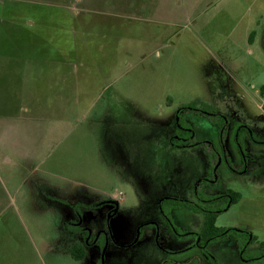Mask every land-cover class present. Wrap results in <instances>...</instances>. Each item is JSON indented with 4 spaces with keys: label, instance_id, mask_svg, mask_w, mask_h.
<instances>
[{
    "label": "rangeland",
    "instance_id": "obj_1",
    "mask_svg": "<svg viewBox=\"0 0 264 264\" xmlns=\"http://www.w3.org/2000/svg\"><path fill=\"white\" fill-rule=\"evenodd\" d=\"M262 85L264 0H0V264H264Z\"/></svg>",
    "mask_w": 264,
    "mask_h": 264
},
{
    "label": "trees",
    "instance_id": "obj_2",
    "mask_svg": "<svg viewBox=\"0 0 264 264\" xmlns=\"http://www.w3.org/2000/svg\"><path fill=\"white\" fill-rule=\"evenodd\" d=\"M259 92L262 96H264V85H262L259 88ZM246 127H240L239 131H245L246 132ZM170 144L174 147L177 148H189L192 147L193 143L191 142V132H190V136L187 139H179L175 138V136L170 138ZM240 151H242V149L239 147ZM229 198V202L230 204L236 203V201H238L239 199V194L236 192H231L230 194H225L223 196H220L217 199H222V198ZM174 202H177L178 204L180 203L182 206L184 207H190L196 211H200L204 214L205 220H204V225H203V231H202V235L200 236L201 240H215V239H221V238H225L228 233L230 232H234V233H240V234H247L244 231L241 230H233V229H217L214 226L215 223V218H216V212H211V211H207L205 209H202L200 206H198L197 204H195L194 202L191 201H184V200H179V199H171ZM213 200H211L210 202H212ZM76 230V229H75ZM250 235V234H249ZM252 238L249 240V242H251ZM80 245H83L80 242H76ZM84 246V245H83ZM71 255L73 257L74 260H79L82 259L84 257V254L82 252L81 249L76 248V246L74 248H72L71 250ZM242 256V255H241Z\"/></svg>",
    "mask_w": 264,
    "mask_h": 264
},
{
    "label": "flooded vegetation",
    "instance_id": "obj_3",
    "mask_svg": "<svg viewBox=\"0 0 264 264\" xmlns=\"http://www.w3.org/2000/svg\"><path fill=\"white\" fill-rule=\"evenodd\" d=\"M246 133H247L249 138L252 137V130L251 129L247 128L246 129ZM243 155H244V153H243ZM247 160H248V162H252L253 158L249 157V156H245V158H244L245 163L247 162ZM105 205L107 207H109V211H108L107 214H110V213L113 214L114 210H115V205L113 203H110V202H105ZM75 216H77V219H74V221L71 223V225L73 227L72 228L73 230L68 228L69 241L73 240V241H76V242H80V243H82L84 245L85 248L94 247V245H93L94 244V239L97 236V234L95 235L92 244H89L88 243V237L90 236V233H91L92 230L89 227L84 226V219L86 217L83 218L78 213ZM99 234H101V232H99ZM200 241H201L200 236H197V242L195 243L194 246L196 248L203 249L202 254H204L206 252V248H208L211 245V241L204 240L202 242V244L200 243Z\"/></svg>",
    "mask_w": 264,
    "mask_h": 264
},
{
    "label": "crops",
    "instance_id": "obj_4",
    "mask_svg": "<svg viewBox=\"0 0 264 264\" xmlns=\"http://www.w3.org/2000/svg\"><path fill=\"white\" fill-rule=\"evenodd\" d=\"M108 202H110V201H108ZM110 203H112V201Z\"/></svg>",
    "mask_w": 264,
    "mask_h": 264
}]
</instances>
